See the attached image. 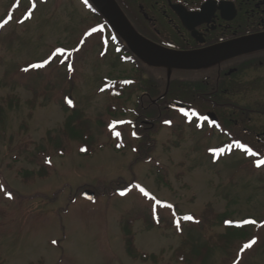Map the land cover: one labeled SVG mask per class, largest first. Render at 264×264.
<instances>
[{
    "label": "rangeland",
    "instance_id": "obj_1",
    "mask_svg": "<svg viewBox=\"0 0 264 264\" xmlns=\"http://www.w3.org/2000/svg\"><path fill=\"white\" fill-rule=\"evenodd\" d=\"M100 21L80 0H0V264H153L129 253V222L137 248L169 262L185 239L225 233L224 218L249 219L245 236H229L205 264H264V169L171 112L176 124L158 122L150 159H140L132 91L118 100L99 91L106 78L135 75ZM138 78L139 98L154 81ZM117 120L124 146L111 140ZM85 133L92 151L82 154Z\"/></svg>",
    "mask_w": 264,
    "mask_h": 264
},
{
    "label": "flooded vegetation",
    "instance_id": "obj_2",
    "mask_svg": "<svg viewBox=\"0 0 264 264\" xmlns=\"http://www.w3.org/2000/svg\"><path fill=\"white\" fill-rule=\"evenodd\" d=\"M116 1L145 39L166 49L196 52L204 62L197 69H174L168 83L166 67L142 61L114 36L109 46L118 61L135 70L131 79L111 84L117 100L130 88L138 104L129 108L130 139L149 144L146 139L158 122L166 128L176 124L165 115L173 112L180 124L221 137L220 146L261 148L263 156L252 150V157L264 161V0ZM141 71L154 83L147 81L138 98ZM170 103L186 108L174 109Z\"/></svg>",
    "mask_w": 264,
    "mask_h": 264
},
{
    "label": "trees",
    "instance_id": "obj_3",
    "mask_svg": "<svg viewBox=\"0 0 264 264\" xmlns=\"http://www.w3.org/2000/svg\"><path fill=\"white\" fill-rule=\"evenodd\" d=\"M84 1H85L86 5L88 6V9L90 10V13L99 17L101 19L102 23H104V25L107 26L106 20L101 16V14L97 11V9L93 6V4L89 0H84ZM111 33L114 34L112 31H111ZM125 49L127 50L126 47H125ZM123 84H124V82H123ZM123 84L121 83L120 85L124 87ZM123 87L119 88V90H123L124 89ZM107 91H108V94L111 97V99H115L118 97L115 88H113L111 86V84L107 88ZM65 102H66V105L68 106V108H71V105L69 104V102L67 100ZM78 118H75V119H78ZM73 120H74V118H73ZM71 122H73V121L67 120L66 128L69 129L73 135H77V133H76L77 130L73 131L70 129L72 126ZM81 122L78 121L77 125L81 126L80 125ZM73 126H75V125L73 124ZM79 126L76 127V129H78ZM69 130H65V131H69ZM81 137L83 138V142L80 145V147H81L80 152L83 154L91 152L92 149L89 148L90 147L89 143H87V141L90 138V137L88 138V133L83 134ZM111 138H112L111 140H116L120 144V146H122L121 140L116 135L111 136ZM101 147H102V145H101ZM151 148H154V146L152 147L151 144H147L145 147H141V148L138 147L137 153L139 154L138 156L140 157V159L142 158L144 160H149L150 159V155H149L150 151L149 150ZM140 149H142V150H140ZM233 149L235 150L238 148H233ZM254 149L257 152L261 151V148H258V147H255ZM139 151H140V153H139ZM142 151H144V152H142ZM44 164L47 165V162L45 161ZM253 168L257 169V167H255L254 165H253ZM40 176H41V172H40ZM119 182H122V180L119 179L117 181L111 182L109 187L104 188L101 192H103L104 190H108V192H109V188H110V190L115 189L117 191V188L119 187V185H118ZM206 217L210 220H213V219L218 220L219 215L215 214L212 211H208V212H206ZM192 219H193V217L185 218V220L188 221L187 223H189V224H193ZM221 223L223 224V226L226 229L225 233L218 234L217 236H212L211 238H209L204 243H197L196 240L192 241V240L185 239L182 242V244L173 251V254H172L169 262H164L162 253H160L158 255H154L151 253L142 252L137 248L136 243H135V235L132 232L133 222H129V223H127V226L125 228V232L127 234L126 238H127V244H128V251L131 254V256H133L134 258L140 259L143 262H149L150 260H152L153 264H205L206 260L212 255L211 254L213 251L212 249L218 248V247H220V248L226 247L227 245L232 244L233 242L230 241L231 236H233V237H244L245 236L246 227H247L245 224H236L235 222H233V220H228L226 218L222 219ZM224 263H227V261H225ZM229 264H233V263H229Z\"/></svg>",
    "mask_w": 264,
    "mask_h": 264
},
{
    "label": "water",
    "instance_id": "obj_4",
    "mask_svg": "<svg viewBox=\"0 0 264 264\" xmlns=\"http://www.w3.org/2000/svg\"><path fill=\"white\" fill-rule=\"evenodd\" d=\"M98 12L107 20L112 30L126 43L128 48L142 61L168 69V83L174 69H197L204 64L196 52L174 51L161 47L140 35L121 10L116 0H90ZM206 63V61H205ZM70 101L71 98H69ZM170 107L184 109V106L170 103ZM95 193L83 192V197L93 199Z\"/></svg>",
    "mask_w": 264,
    "mask_h": 264
},
{
    "label": "snow or ice",
    "instance_id": "obj_5",
    "mask_svg": "<svg viewBox=\"0 0 264 264\" xmlns=\"http://www.w3.org/2000/svg\"><path fill=\"white\" fill-rule=\"evenodd\" d=\"M70 102V101H69ZM143 191V189H141ZM123 194V193H122ZM190 218V217H189Z\"/></svg>",
    "mask_w": 264,
    "mask_h": 264
}]
</instances>
